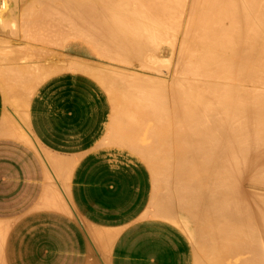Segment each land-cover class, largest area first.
<instances>
[{
	"label": "bare ground",
	"instance_id": "1",
	"mask_svg": "<svg viewBox=\"0 0 264 264\" xmlns=\"http://www.w3.org/2000/svg\"><path fill=\"white\" fill-rule=\"evenodd\" d=\"M51 1L49 37L47 25L29 31L30 8L19 29L27 21L31 35L10 27L22 49L0 40V264H77L54 243L73 221L101 252L86 264H165L182 253L177 264H264V0ZM80 52L100 62L71 57ZM42 83V94L91 99L63 109L90 114L94 162L125 167L126 188L140 181L132 192L75 182L72 151H53L32 128ZM77 208L125 227L147 222L124 236L90 227ZM143 232L153 249H129Z\"/></svg>",
	"mask_w": 264,
	"mask_h": 264
},
{
	"label": "crops",
	"instance_id": "2",
	"mask_svg": "<svg viewBox=\"0 0 264 264\" xmlns=\"http://www.w3.org/2000/svg\"><path fill=\"white\" fill-rule=\"evenodd\" d=\"M45 87V83H42L37 88L39 91V95L36 93L33 97L34 100L30 104L29 112L31 113L30 121L32 122V128L34 132L38 134V136H40L45 142H48L50 146L54 143L53 139L55 140V145L52 148L50 147L53 151H61V149L64 148L62 147L63 145H66V149L72 151L71 153L66 154V156H69L70 158L76 159L78 161L77 167H80V170L75 169L72 173L75 182L77 184H98L100 186H103V191L107 192L111 196L113 195V192L115 193V191L119 189H122L124 194L132 192L135 185L140 183V181L134 182L130 184L128 188H126L128 181L127 174L123 170L125 167H123L122 165H114L115 167L110 168L108 165L101 163L98 164L97 162H94V159L92 158L93 151H91L90 144V140L92 139V119L90 118V114L87 113L86 110L70 111L63 109V106L75 107L80 106L83 103L87 104L91 99L86 98V95L84 94L74 95L73 97L58 92L42 94ZM52 89L56 90L55 88ZM1 92L2 90L0 88V112H4L3 106H5V104L3 105L4 98L2 97L3 92ZM81 171H85L83 173L85 175H89L90 178H88L87 180L80 178ZM141 178L142 176L140 177V179ZM3 181H6V178L4 176H0V182ZM96 187L97 186L93 188ZM84 203L90 202L84 201ZM77 209L83 220H85L86 223L90 225V227H95L103 231L121 229L124 236L128 233H131V231L142 227L143 224H146L147 222L145 220H140L125 227V225H116V223L113 224L106 221L105 219L100 217V214L96 211L84 212L79 210V208ZM60 215L65 220L68 218L64 213H61ZM0 217L4 216L0 215ZM71 225L73 226L72 229L75 232L71 234L70 237L69 234L62 235L54 241L55 247L56 249H58V252H56L57 255H62L63 257H67L68 259L74 257L75 263L77 264H86L87 260L91 258V256H93L97 261L100 260V249L97 248V246L94 247L93 245H91V241L90 239H88L89 235L84 229H82V227L80 226L81 224H79L78 221H73ZM63 227L64 225L61 224L56 229L57 231L60 229L63 230ZM51 228L52 227L49 225L44 226V231L46 232L45 240L49 241V239L53 237V231H51ZM151 234L152 239H147L146 233L144 232L138 233L137 235L133 236V243L131 244L129 249H136L141 252L150 249L155 244H153V242L156 241L155 235L153 233ZM48 237L50 238L48 239ZM164 250L165 248H163L162 251ZM164 257L165 264H177L176 262L180 258H188L189 255L182 253L181 255L178 254L176 256H172L170 254L168 257L166 256V254H164ZM120 258H122L123 260H128L129 257L121 256ZM133 260L140 259L136 258ZM149 264L161 263H158L156 262V260L152 259L149 260Z\"/></svg>",
	"mask_w": 264,
	"mask_h": 264
},
{
	"label": "rangeland",
	"instance_id": "3",
	"mask_svg": "<svg viewBox=\"0 0 264 264\" xmlns=\"http://www.w3.org/2000/svg\"><path fill=\"white\" fill-rule=\"evenodd\" d=\"M14 1L15 0H7V2H6V4H4L5 6H3L2 8H0V15L1 16H4V15H8L9 17H17V19H15V21H13L12 20V18H10V19H8V21H2V19H0V23H2V24H0V26L1 25H3L4 23L7 25H5V27H0V40H3V46L5 47L6 46V48H7V46L8 45H13V47H12V49L14 48V46L17 44V42L16 43H14L16 40L15 39H17L16 38V36L14 37L13 36V34L15 35V33L12 31L11 32V28H13V27H16V26H18V29L20 28L21 29V26H22V22H21V20H20V17H22V15H24V17H30L31 15L33 16V17H35L36 18V20H37V22H34L35 21V18H33L32 16V18L34 19L33 21H31V18L30 19H28L27 21L29 22H27V21H25V26L27 27L28 25L27 24H30L31 23V26L29 27L28 26V28H31L32 27V25L34 24V26H35V23H37L36 25L37 26H35V29H38L39 30V28H41L42 29V27H44L45 25H47L46 27H44L43 29V34L41 35L42 37H44L45 35V33L47 34V32H49V31H51V30H46V29H48V24L47 23H51L52 21V24L54 25V22H55V20L51 17V19H50V17H46V18H49V19H44L45 18V16H46V14L42 11V10H44L46 7H48V4H49V2L51 1V0H43V1H45V2H43L42 0H40V1H37V0H32L33 1V4H30L31 3V0H17V3H16V5H15V3H14ZM35 1V2H34ZM37 1V2H36ZM53 1V2H52ZM51 2L52 3H54V0H52ZM41 2V3H40ZM48 2V3H47ZM29 3V5H30V7H29V9L27 8V9H24L25 7H28V4ZM42 4H44V7H43V5ZM10 5V6H9ZM31 5H33L34 7H35V9H34V7L32 6L31 7ZM38 7H36V6ZM38 5H40V6H38ZM46 5V6H45ZM51 5V4H50ZM25 6V7H24ZM51 6H53V5H51ZM50 7V6H49ZM54 7V6H53ZM30 8H31V11H30V13H28V10H30ZM33 8V9H32ZM9 9V10H8ZM10 9H12V10H10ZM40 9V10H39ZM25 10H26V12L30 15H27L26 14V12H25ZM33 10H35L34 12H33ZM8 11H10V13L8 12ZM25 12V14H23V12ZM37 11H39V13H37ZM40 11L42 12V14L40 13ZM8 12V13H7ZM35 13H37V14H35ZM25 15H27V16H25ZM45 15V16H44ZM0 16V18H3V17H1ZM37 16H39V17H37ZM42 17V18H41ZM44 17V18H43ZM8 18V17H7ZM38 18V19H37ZM55 18V17H54ZM4 19V18H3ZM5 20H7L6 18H5ZM38 20H41V23H39L40 21H38ZM45 20V21H44ZM47 21V22H46ZM19 22H21V23H19ZM26 22H27V24H26ZM33 23V24H32ZM39 23V24H38ZM42 23H43V25H42ZM44 23H46V24H44ZM16 24V26H14ZM52 24H49V25H51L52 27H53V25ZM21 25V26H20ZM38 25H40V27H38ZM33 26V27H34ZM51 26L49 27V29L51 28ZM11 27V28H10ZM26 27L24 28V30H20L19 29V34H22L23 32H25V30H26ZM38 27V28H37ZM5 28V29H4ZM2 29V30H1ZM14 29V28H13ZM35 29H34V31H33V28H31V30H29V31H33V32H35ZM40 29V30H41ZM22 31V32H21ZM29 31H26L25 32V34L27 33V32H29ZM10 32L12 33V35L10 34ZM32 32V33H33ZM41 32V33H42ZM31 32H29V34L31 35L32 34ZM40 32L38 31V33L36 32L35 34H33V35H38ZM40 33V34H41ZM29 34L27 33V35L29 36ZM52 34V31H51V33L49 32L48 33V36H46V37H49L50 35ZM9 35V36H8ZM32 35V36H33ZM31 36V37H32ZM35 36L33 37V38H35ZM40 35H38V37H39ZM2 37H3V39H2ZM12 38V40H11V42L9 41L10 39ZM14 38V39H13ZM56 38V37H55ZM9 39V40H8ZM4 40H6L7 41V44H5L6 42H4ZM14 40V41H13ZM29 40V39H28ZM10 42V44H9V42ZM12 41H13V43H12ZM30 41V40H29ZM34 42V41H33ZM33 42L31 41V42H28L29 44H33ZM1 44V45H2ZM5 44V45H4ZM11 45L9 46V48H7V49H10L11 50ZM32 46H34V45H32ZM37 47V46H36ZM25 48V47H24ZM26 48H28V52H27V50H25L26 51V54L27 53H29L30 54V50L32 49L31 48V46H29V47H26ZM30 48V49H29ZM41 48V47H40ZM20 49H22L21 47H15L14 48V51L13 52H17V50L18 51H20ZM34 49H35V47H34ZM39 49V48H38ZM38 49H35L34 51H32L31 50V53L32 52H34V53H36V52H40V49H39V51H38ZM42 50V49H41ZM42 51H46L45 49L44 50H42ZM59 52V51H58ZM71 57H76V58H79V59H82V60H84V61H88V62H93V63H95V64H97V63H99L100 61L98 60V58L97 57H95V56H93V55H91V54H88V53H85V52H80L78 55L76 54H71ZM104 64H106L105 62H103ZM165 64V65H164ZM164 64H162L161 66L162 67H166V63H164ZM161 67V68H162ZM162 69H165V68H162ZM2 87V86H1ZM3 88V87H2ZM7 111V108L5 109V112Z\"/></svg>",
	"mask_w": 264,
	"mask_h": 264
}]
</instances>
